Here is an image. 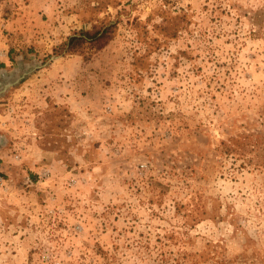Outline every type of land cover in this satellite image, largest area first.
<instances>
[{
	"label": "rangeland",
	"instance_id": "rangeland-1",
	"mask_svg": "<svg viewBox=\"0 0 264 264\" xmlns=\"http://www.w3.org/2000/svg\"><path fill=\"white\" fill-rule=\"evenodd\" d=\"M0 264H264V0H0Z\"/></svg>",
	"mask_w": 264,
	"mask_h": 264
},
{
	"label": "trees",
	"instance_id": "trees-1",
	"mask_svg": "<svg viewBox=\"0 0 264 264\" xmlns=\"http://www.w3.org/2000/svg\"><path fill=\"white\" fill-rule=\"evenodd\" d=\"M106 32V29H103L102 31L99 29L96 31H80L67 38V41L64 43V52L76 51L78 46L85 42H99L105 37Z\"/></svg>",
	"mask_w": 264,
	"mask_h": 264
}]
</instances>
